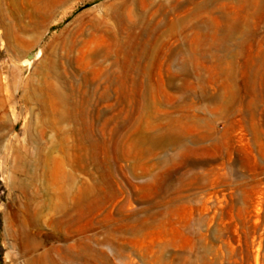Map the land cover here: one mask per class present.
<instances>
[{
	"label": "rangeland",
	"instance_id": "obj_1",
	"mask_svg": "<svg viewBox=\"0 0 264 264\" xmlns=\"http://www.w3.org/2000/svg\"><path fill=\"white\" fill-rule=\"evenodd\" d=\"M123 2L0 0L10 26L6 37L0 34V119L7 120L0 127V264H30L45 252L58 264H264V0H162L163 7L138 0L144 26L137 40L117 32L124 25L111 14ZM120 40L126 48L147 46L133 89L131 79L121 86L124 68L110 65L123 58ZM53 59L59 63L50 67ZM183 67L190 76H181ZM111 71L108 97L93 106L94 135L82 123L88 118L79 119L77 134L67 132L71 122L43 112V105L53 107L47 96L41 104L22 96L30 77L60 87L100 82ZM142 79L147 102L138 97ZM167 80L194 90L161 87ZM222 96L232 105L216 121V137L191 142L206 131L203 116ZM173 118L197 150L174 154L145 143L151 154L126 153L137 129L154 126L159 134L158 125ZM80 135L92 139L85 152ZM60 141L73 148L71 165H64L66 200L90 187L86 208L80 215L71 209L76 217L63 225L51 176ZM162 158L169 180L161 168L140 173Z\"/></svg>",
	"mask_w": 264,
	"mask_h": 264
},
{
	"label": "bare ground",
	"instance_id": "obj_2",
	"mask_svg": "<svg viewBox=\"0 0 264 264\" xmlns=\"http://www.w3.org/2000/svg\"><path fill=\"white\" fill-rule=\"evenodd\" d=\"M7 1V0H5ZM137 1L138 0H124V2L119 6L120 11H118L114 15V18L118 17V22L121 25H124V29H120L117 27V32L123 31L125 34L132 39H139L140 38V32L143 29V22L144 18L142 15V10H137ZM143 2H146V4L157 2L159 4V7H163L162 0H142ZM7 4V3H6ZM136 5V6H135ZM7 9V7H6ZM195 13L199 12L201 10V5L196 3L194 5ZM166 13V12H165ZM66 13H64L62 16H64ZM119 14V15H118ZM7 14H4L0 7V34L4 35L5 37L9 34V23L7 19ZM91 26H95L94 22H90ZM139 29V32H135V29ZM120 42L121 51L123 54V58L120 60H114L110 62V65H114L117 67L124 68V73H121L123 84L121 86H125L127 84V80L131 79V86H135V83L133 81L134 76L137 70L140 68V65L143 63L144 58L147 57V52L145 51L147 46L144 44V48L139 50L136 46V44H133L132 47L126 48L127 45L125 41L120 40L117 41ZM123 43V45H121ZM69 45L66 41L63 42L61 45V50L67 51L69 49ZM54 54L56 52H53ZM40 54V51L37 52L36 57ZM57 56V53L55 54ZM93 55V54H91ZM94 56V55H93ZM58 59V58H57ZM53 59L49 62V66L53 67L56 64L59 63V60ZM92 61V60H91ZM64 64L70 65V60L67 59L64 61ZM115 70V69H114ZM129 72V74H128ZM191 72L187 70V68L183 67L181 70V76L187 77L190 76ZM140 76V75H139ZM116 77L115 72H107L104 73L101 76V81L96 83H89L87 80L77 84V85H60L56 86L54 83H52L50 80H44V84L42 85L41 82H34L31 77L28 78L24 82V89H23V99L28 100V98H32L34 102H37L41 104L43 102V97L47 96V98L50 99V101L53 102V107L51 109V112L48 111V109L45 107V105L42 106L44 113H52L54 117L57 115L60 117V119H63L64 121L71 122L73 124V127L71 129H67V132H72L74 134H77V127L76 125L79 124V119L82 118H88L87 121H82L83 124L88 125L90 129V134H95V122H94V116L92 115V111H94L93 106L95 102H103L108 97V89L110 88V85L112 84L114 78ZM140 88L141 92L139 93V99L142 101H146L149 99V96L147 94L146 85L144 83V80H140ZM67 84V83H66ZM45 85V87H44ZM23 86V85H22ZM161 87H173L175 89H181V90H187L190 91L191 89L194 90L192 85H189L186 83L185 85H177L174 80H167L162 81ZM22 91V90H21ZM195 92V91H194ZM21 96V98H22ZM129 97L134 102L138 100L133 92L129 94ZM153 97V96H152ZM154 98V97H153ZM152 98V99H153ZM191 100V99H190ZM2 104H0V108ZM231 100L227 99L225 96H222L218 102L215 103V106L209 110V117L206 118L204 115L203 118L205 120L207 128L206 131L201 135L191 136L190 141L193 143H197L202 141L205 137H210L214 139L216 137V121L222 117L223 112L227 111L231 107ZM216 107V108H215ZM140 109V108H139ZM100 109H96V117H98L101 114ZM202 113L199 112L198 116L201 118ZM205 114V112L203 113ZM58 121V119H56ZM7 123V120L0 119V127H4ZM139 126V125H138ZM150 130L148 128L145 129V131L142 128L137 129L136 136L134 139L133 144L130 148H127L126 153L128 155H131L134 157V159L139 158L141 155L151 154V148L143 147L142 144L148 143L152 148H159V149H174L175 153L178 154L181 150V152H188V151H195L197 150V147H192L185 143V137L184 135L180 134L176 125V118L171 119L169 122L165 124H159L158 127H162L161 133H155L152 128L154 126H150ZM152 129V130H151ZM155 129V128H154ZM62 133V130L61 132ZM91 136L88 135H80V138L78 140V143L81 144V148L84 150V152L88 149L87 141H89V144L92 142V139H90ZM3 140V137L0 136V141ZM62 143V154L60 157L56 160L55 169L52 171L51 176L55 177L56 180H54L55 184L57 185L55 187V190L57 193H59V196L61 198V205L59 207L60 217L57 220V222L61 225L68 224L72 220H74V214L71 212V209L76 208L80 211L77 212V214H81L83 212V209L86 208V202L89 200L88 192L90 190V187L86 184L82 185L78 190L77 193L73 196L68 198L71 187L68 184V178L70 177L67 170H65L64 165H71L72 160L71 159V152L72 147L67 142L63 144V141H60ZM115 153L118 154V150L115 149ZM83 162H85V158L81 156L79 158ZM106 161V160H105ZM104 161V162H105ZM87 163V162H85ZM167 163V159L162 158L157 162V164H151L147 166L143 171L140 173H148L151 174V171L153 168H161L163 180L167 181L170 177L169 167ZM191 163H186V165H190ZM73 165V164H72ZM192 165V164H191ZM86 165L81 166L82 169H85ZM95 171L99 174H104V171L106 169L105 165H100L97 162L95 163ZM21 172H24L21 170ZM104 177V175H103ZM103 177L101 179L102 182H105V177L103 180ZM98 179L95 177L92 184V189L95 188V184L98 183ZM154 204L150 202L149 208H151ZM76 217V216H75ZM25 222L26 220L23 219ZM22 234L25 236L26 240L28 241L29 236L25 232V229L22 230ZM28 236V237H27ZM24 251L30 252V249H28V245L24 243L23 245ZM69 256H71L70 252H67ZM32 262L30 264H58L57 260L53 259L47 252L43 254H39L36 257L32 258ZM73 259L80 260L81 255L74 254Z\"/></svg>",
	"mask_w": 264,
	"mask_h": 264
},
{
	"label": "water",
	"instance_id": "obj_3",
	"mask_svg": "<svg viewBox=\"0 0 264 264\" xmlns=\"http://www.w3.org/2000/svg\"><path fill=\"white\" fill-rule=\"evenodd\" d=\"M27 56H28L29 58H32V57H33L31 54H28Z\"/></svg>",
	"mask_w": 264,
	"mask_h": 264
}]
</instances>
